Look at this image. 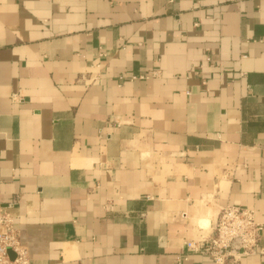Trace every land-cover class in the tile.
<instances>
[{
  "label": "crops",
  "instance_id": "0c3cea01",
  "mask_svg": "<svg viewBox=\"0 0 264 264\" xmlns=\"http://www.w3.org/2000/svg\"><path fill=\"white\" fill-rule=\"evenodd\" d=\"M226 205L264 249V0H0V208L33 264H213L187 244Z\"/></svg>",
  "mask_w": 264,
  "mask_h": 264
},
{
  "label": "built area",
  "instance_id": "2783aa9c",
  "mask_svg": "<svg viewBox=\"0 0 264 264\" xmlns=\"http://www.w3.org/2000/svg\"><path fill=\"white\" fill-rule=\"evenodd\" d=\"M9 208H0V264H33ZM262 232L263 225L256 221L254 211L226 205L215 222L213 235L199 246H187L210 258L213 264H238L244 257L264 255Z\"/></svg>",
  "mask_w": 264,
  "mask_h": 264
}]
</instances>
